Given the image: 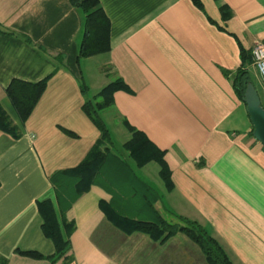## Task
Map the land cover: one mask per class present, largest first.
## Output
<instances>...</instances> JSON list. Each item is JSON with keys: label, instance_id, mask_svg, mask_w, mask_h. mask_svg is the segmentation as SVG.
<instances>
[{"label": "crops", "instance_id": "0c3cea01", "mask_svg": "<svg viewBox=\"0 0 264 264\" xmlns=\"http://www.w3.org/2000/svg\"><path fill=\"white\" fill-rule=\"evenodd\" d=\"M199 1L97 0L110 23V47L78 58L84 13L70 0H0V105L20 132L14 138L0 130V256L6 264H54L37 202L49 200L61 223L52 178L60 182L58 173L80 164L97 140L82 106L117 79L125 88L114 91L106 109L128 132L121 149L105 109L99 115L111 151L148 187L141 189L119 161L106 167L65 210L75 226L71 264H208L184 232L163 240L126 233L107 218L101 201L133 220L184 217L201 226L231 264H264V152L233 86L245 67L264 104V84L250 58L251 47L264 43V0ZM13 79H47L25 120L5 91ZM124 120L164 152L171 188L157 162L138 167L123 150L131 137ZM30 251L41 257L23 253Z\"/></svg>", "mask_w": 264, "mask_h": 264}, {"label": "trees", "instance_id": "16d2710c", "mask_svg": "<svg viewBox=\"0 0 264 264\" xmlns=\"http://www.w3.org/2000/svg\"><path fill=\"white\" fill-rule=\"evenodd\" d=\"M192 1L194 4L201 6L199 0ZM70 2L84 13V27L78 50V58L108 51L110 47V23L103 10L99 7L97 0H70ZM46 81L47 79H43L36 83H29L13 79L6 87L7 96L21 120H25L34 109L45 89ZM248 82H250L248 70L245 67L240 68L233 77V86L242 99ZM81 88L84 91L83 86ZM123 88H125L124 83L120 79H117L104 86L97 93L96 97L98 100L96 102L86 101L82 106L83 112L98 129L99 136L80 164L58 173L59 177H61L60 182H56L52 178L53 185L56 188V192H58L59 205L61 206V223L58 222L52 203L49 200L45 199L37 202L38 211L43 219L42 232L53 242L55 248L54 253L49 257L54 264H71L73 261L69 238L75 226L72 221L65 218V210L80 195L88 191L93 184L99 182L106 167H119L113 165L112 162H121L124 165L123 167L127 168L129 172L127 174L131 178L134 176L130 167L111 151L109 146L111 142L110 133L99 115L101 110L112 105L114 91ZM123 123L131 133L130 139L122 145L123 150L129 154L138 167L149 161L157 162L160 166V177L167 188H171L172 183L169 169L164 160V152L156 147L143 132L131 126L126 120ZM0 130L10 134L14 138L20 135L18 128L12 123L1 105ZM135 181H137L141 189L148 187L136 178ZM100 208L116 227L126 233L140 231L149 235L153 240H163L181 231L201 247L208 264H231L214 239L201 226L184 217L172 214L175 221L171 222L158 216L155 221L150 222L120 216L104 201L100 202ZM23 253L36 258L41 257L37 252L30 251ZM0 264H6V259L2 256H0Z\"/></svg>", "mask_w": 264, "mask_h": 264}, {"label": "water", "instance_id": "95a60500", "mask_svg": "<svg viewBox=\"0 0 264 264\" xmlns=\"http://www.w3.org/2000/svg\"><path fill=\"white\" fill-rule=\"evenodd\" d=\"M243 101L252 125V136L261 143L264 152V108L258 92L251 82L246 85Z\"/></svg>", "mask_w": 264, "mask_h": 264}, {"label": "rangeland", "instance_id": "374dc122", "mask_svg": "<svg viewBox=\"0 0 264 264\" xmlns=\"http://www.w3.org/2000/svg\"><path fill=\"white\" fill-rule=\"evenodd\" d=\"M81 67H82V70H83L84 77H85L86 81L87 80L89 81V78H88L89 77V73H88L87 65L82 64ZM91 67H92V65H91ZM94 87H95V89H97L96 88L97 85L94 86ZM257 89H258V92H259L260 95L263 94V91L261 90L260 87H257ZM93 91H96V90H91V92H89L90 95L94 93ZM262 106L264 108V104H262ZM109 112H110L109 109H105L104 111H102V116L105 119H107V118L109 119ZM108 123H109V127H110V130H111V133H112V140H113L115 146L119 147L121 149L120 145L129 136L128 132L121 125H119L118 121L113 122L112 120L109 119ZM154 164H155L154 162L151 163V165H154ZM163 219L167 220L165 218H163Z\"/></svg>", "mask_w": 264, "mask_h": 264}, {"label": "built area", "instance_id": "2783aa9c", "mask_svg": "<svg viewBox=\"0 0 264 264\" xmlns=\"http://www.w3.org/2000/svg\"><path fill=\"white\" fill-rule=\"evenodd\" d=\"M252 64L264 84V43H255L250 50Z\"/></svg>", "mask_w": 264, "mask_h": 264}]
</instances>
